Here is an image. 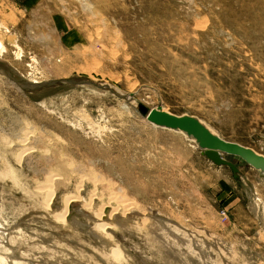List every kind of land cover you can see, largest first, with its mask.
Segmentation results:
<instances>
[{"label":"rangeland","instance_id":"obj_1","mask_svg":"<svg viewBox=\"0 0 264 264\" xmlns=\"http://www.w3.org/2000/svg\"><path fill=\"white\" fill-rule=\"evenodd\" d=\"M0 65L42 84L0 72L10 264H264V175L144 112L197 115L264 155V0H0ZM115 209L111 237L87 222Z\"/></svg>","mask_w":264,"mask_h":264},{"label":"water","instance_id":"obj_2","mask_svg":"<svg viewBox=\"0 0 264 264\" xmlns=\"http://www.w3.org/2000/svg\"><path fill=\"white\" fill-rule=\"evenodd\" d=\"M9 73L8 75H10ZM147 119L158 128L173 131H182L188 140L192 139L201 150V154L209 158L218 166H229L234 172H238L237 166L223 155L242 157L249 165L256 168L264 175V155L255 148L241 143L232 142L215 133L208 124L194 114H175L165 109L162 105L151 109H144ZM209 126V127H208Z\"/></svg>","mask_w":264,"mask_h":264},{"label":"bare ground","instance_id":"obj_3","mask_svg":"<svg viewBox=\"0 0 264 264\" xmlns=\"http://www.w3.org/2000/svg\"><path fill=\"white\" fill-rule=\"evenodd\" d=\"M2 45V44H1ZM4 45V44H3ZM2 45V48L1 49H5L4 48V46ZM0 72H2V73H5L6 75H8L9 73H11L10 75H11V77L15 80V82L18 84V85H20L21 87H25V88H27V89H29V90H37V89H39V87H41V85L42 84H37V83H35L36 81H34L33 83L32 82H30V81H28V80H26V79H24V80H20V79H17L15 76H14V74H13V72H11L9 69H7L6 67H4V66H2V65H0ZM70 80V79H69ZM67 81V83H79V82H81V81H73V80H70V81ZM53 84V82H50L49 84H47V85H44V86H51ZM209 127V126H208ZM209 128H211V127H209ZM215 133H217L213 128H211ZM32 131V130H31ZM175 132H180V133H182L184 136H186V134L184 133V132H182V131H179V130H177V131H175ZM218 134V133H217ZM29 135V134H28ZM2 141H3V139H2ZM1 141V145H2V143H3V145L6 143L5 141L4 142H2ZM8 141V140H7ZM190 141L191 142H194V143H196L194 140H192V139H190ZM22 142H24V141H22ZM26 142V141H25ZM50 143V142H49ZM197 144V143H196ZM197 146H198V144H197ZM199 148V147H198ZM224 157H225V154L223 155ZM4 158V157H3ZM226 158V157H225ZM8 163H6L5 162V160H2V158L0 157V169L2 170V171H4L5 173H10L11 172V170H9V166L7 165ZM256 169V168H255ZM1 170H0V172H1ZM257 170V169H256ZM258 171V170H257ZM2 173V172H1ZM0 173V174H1ZM260 173V172H259ZM3 174V173H2ZM262 175V174H261ZM262 177V176H261ZM262 180V179H261ZM264 180V179H263ZM260 181V180H259ZM80 184V183H79ZM259 184V183H258ZM263 184V183H262ZM16 186H17V184H16ZM39 188V187H38ZM48 188V191L50 190V188L49 187H47ZM52 188V187H51ZM8 189V188H7ZM37 189V188H36ZM52 190V189H51ZM50 190V191H51ZM7 191V190H6ZM48 191H45V189H44V191H42L43 193H45V194H50V193H47ZM13 192V191H12ZM53 192V191H52ZM16 193V192H15ZM14 194V193H13ZM40 195V194H39ZM50 195H52L53 196V194H50ZM45 196V195H44ZM121 196V195H120ZM47 197H49V195H47ZM71 197V198H70ZM70 197H67L66 196V201L64 202V205H65V208H66V210H63V213H61L60 212V214L58 213V215L57 214H55L54 215V217L56 218H59V220L62 218V221H63V219H65V217L66 216H68L69 214H70V212H69V209H72L73 208V206L75 205V204H73L74 202H76V201H79V199L78 200H76L77 198H74V195L73 196H70ZM78 198H80V197H78ZM49 199V198H48ZM110 199V198H109ZM119 199V198H118ZM126 199V198H125ZM81 200V199H80ZM45 201V200H44ZM47 201V200H46ZM45 201V203L47 204L49 201H47L46 202ZM127 201V200H126ZM54 202H55V200H54ZM44 203V202H43ZM91 203V202H90ZM127 203V202H126ZM130 203V202H129ZM49 204H51V202H49ZM48 204V205H49ZM89 204V203H88ZM45 205V204H44ZM56 205V204H55ZM85 205H86V203H85ZM125 205H128V204H124V206L123 207H125L126 208V206ZM47 206V205H46ZM88 206V205H87ZM104 206V205H103ZM50 207V206H49ZM89 207V206H88ZM86 208V207H85ZM90 208V207H89ZM117 208V207H116ZM124 208V209H125ZM131 208H132V206H131ZM261 208V207H260ZM56 209V208H55ZM123 209V211H126V210H124ZM102 210V209H101ZM116 210V209H115ZM109 211V215L104 211V213H100L99 211H97L96 210V213H95V216L94 217H90L89 215V217L90 218H87L88 219V221L87 222H91L92 221V219H96L97 221V224H96V226H94L95 227V229L96 230H98V232H101V234L103 233V236H105V237H111V235L107 232V230H108V228H109V225H108V222L107 221H100L101 220V218H103V216H107L109 219L111 218H113V217H115V218H117V217H119L120 215L121 216H124L125 214L124 213H127V212H124L123 214L121 213V214H118V212L119 211ZM127 210H128V206H127ZM129 211H130V208H129ZM64 212H66V214H64ZM81 214L83 213V212H80ZM74 214V213H73ZM86 214H87V212H86ZM118 214V215H117ZM128 214V213H127ZM261 214V213H260ZM94 215V214H93ZM117 217H116V216ZM71 216V215H70ZM87 216V217H88ZM40 217V216H39ZM125 218V217H124ZM122 219V218H121ZM128 220V219H127ZM126 220V221H127ZM130 220V219H129ZM160 220V222L162 223V224H167L168 222L164 219H159ZM61 221V220H60ZM67 221V220H66ZM74 221H75V219H74ZM78 221V220H77ZM121 221V220H120ZM124 221V220H123ZM131 221V220H130ZM63 222H65V220L63 221ZM70 222V221H69ZM68 222V223H69ZM72 222V221H71ZM66 224H67V222H65ZM89 223L86 225V228H84L83 226V228H84V230L85 231H88L87 229L89 228ZM29 224V223H28ZM113 224H114V222H113ZM30 225V224H29ZM80 225V224H79ZM79 225H77V226H79ZM85 225V224H84ZM95 225V224H94ZM68 226H70L69 224H68ZM76 226V227H77ZM110 226H111V224H110ZM2 227H3V224H2V221L0 220V243L1 242H4V240H5V237H3L2 238V234H3V230H2ZM23 227V226H22ZM72 227L73 226H71V230L72 231H74V230H77L76 228L73 230L72 229ZM75 227V226H74ZM93 227V228H94ZM21 228V227H20ZM27 228V227H26ZM29 228H30V226H29ZM61 228V227H60ZM70 228V227H69ZM93 228H89L91 231H93L94 232V229ZM28 229V228H27ZM62 229V228H61ZM67 231H69V230H67ZM22 232V230H20V233ZM25 232V231H24ZM31 232V231H30ZM69 232H71V231H69ZM64 233V232H63ZM79 233V232H78ZM34 234V233H33ZM78 235V234H77ZM76 235V236H77ZM81 235V234H80ZM18 236V235H17ZM20 236V235H19ZM69 236V235H68ZM79 236V235H78ZM21 238V237H20ZM75 238V237H74ZM42 239V238H41ZM48 239V238H47ZM71 239V238H70ZM109 239V238H108ZM111 239V238H110ZM112 239H113V237H112ZM3 240V241H2ZM13 241V240H12ZM16 241V240H15ZM110 241V240H109ZM113 241H114V239H113ZM83 242V241H82ZM103 242V240L101 241V243ZM113 242H106V241H104L102 244V247H99V249L101 250V251H104L106 248H109L110 246V249L107 251V250H105L104 252L106 253V254H108L109 256H110V258H116V257H120V255H121V252H120V250L121 249H117V247H115L114 246V244H112ZM4 244V243H3ZM16 244V243H15ZM110 244V245H109ZM1 245V244H0ZM90 245V244H89ZM78 246V245H77ZM1 247V246H0ZM75 247H76V245H75ZM74 247V248H75ZM79 247V246H78ZM77 248V247H76ZM80 248V247H79ZM7 248H5V250L4 251H6V253L9 251L8 249L6 250ZM99 250V251H100ZM13 251H15V249H12V252L11 253H13ZM78 251V250H77ZM100 251V252H101ZM208 251V250H207ZM98 252V251H97ZM107 252H109V253H107ZM125 252V251H124ZM203 252V251H202ZM9 253V252H8ZM80 253H82L81 251H80ZM99 253V252H98ZM229 253V252H228ZM76 254V253H75ZM100 254V253H99ZM98 254V255H99ZM7 255H9V254H7ZM81 256H82V254H80ZM119 255V256H118ZM10 256V255H9ZM9 256H6L5 255V257H3L2 255H0V264H10V259L8 258ZM69 256V255H68ZM84 256H85V254H84ZM103 256V255H102ZM11 257V256H10ZM124 257V256H123ZM30 258V257H29ZM67 258V257H66ZM121 258H122V256L120 257V261H121ZM126 258V257H125ZM63 259V258H62ZM66 260V259H65ZM115 260H117V258L115 259ZM14 264H23V262H21V260L19 261V260H15L14 259ZM120 261H117V262H120ZM78 262V261H77ZM122 263L121 264H123V261H121ZM80 263V262H79ZM12 264H13V262H12Z\"/></svg>","mask_w":264,"mask_h":264}]
</instances>
